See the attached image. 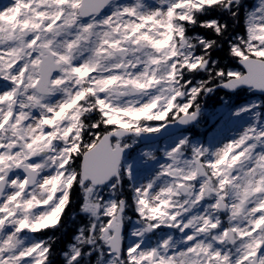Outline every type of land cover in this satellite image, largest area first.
I'll use <instances>...</instances> for the list:
<instances>
[{"label":"snow or ice","instance_id":"snow-or-ice-1","mask_svg":"<svg viewBox=\"0 0 264 264\" xmlns=\"http://www.w3.org/2000/svg\"><path fill=\"white\" fill-rule=\"evenodd\" d=\"M217 88L264 94V0H0V264H264V102L131 156Z\"/></svg>","mask_w":264,"mask_h":264},{"label":"rangeland","instance_id":"rangeland-1","mask_svg":"<svg viewBox=\"0 0 264 264\" xmlns=\"http://www.w3.org/2000/svg\"><path fill=\"white\" fill-rule=\"evenodd\" d=\"M240 93L241 95H238V97L235 96ZM238 98L240 100H238ZM254 101L264 102V96H255L251 91H242L236 94L222 95L218 101V105L208 108L202 107L200 121L195 128L197 132L208 131L209 134L207 133L205 138L199 137L190 140L192 136L186 132H183L182 134L177 135L165 142H161L155 146L140 147L138 143L131 153V156L136 157L137 164L140 169L138 181L146 180L149 175L158 171L159 164L166 162V158L163 155L164 151L170 150L180 139L187 137L190 140L191 144L205 146H208L209 141L213 140L217 142L214 146L219 147L221 143L235 138V136L240 134L244 130V128L251 124L253 121L250 114H244L237 117L234 115V113L241 107L251 104ZM262 111H264V109H262ZM237 127H239V131L236 132L235 129H237ZM231 132L233 136H231ZM223 138L225 139L223 140ZM217 139H221V141H218ZM141 150H154L155 153L158 152L160 155L157 156V161L150 162L145 166L140 164V160L142 159V157H140L139 153Z\"/></svg>","mask_w":264,"mask_h":264},{"label":"trees","instance_id":"trees-1","mask_svg":"<svg viewBox=\"0 0 264 264\" xmlns=\"http://www.w3.org/2000/svg\"><path fill=\"white\" fill-rule=\"evenodd\" d=\"M244 5H246L250 8L252 4L249 0H244ZM244 11H245V8H244V6H242L241 7V14L242 15L244 14ZM237 30H239V28ZM207 35L210 38H212L211 33H207ZM214 58L217 60H221V61H227L228 60L226 53L223 51H220V50H217V52L214 54ZM196 78L197 79L206 78V74L198 75ZM222 93L223 92H221V91H216L211 96H207V101H206L207 103L206 104H209L211 102H213L215 104L216 102H218V98L222 95ZM73 231H74V226L70 224L67 237L65 238V242H66V239H70L71 233Z\"/></svg>","mask_w":264,"mask_h":264},{"label":"water","instance_id":"water-1","mask_svg":"<svg viewBox=\"0 0 264 264\" xmlns=\"http://www.w3.org/2000/svg\"><path fill=\"white\" fill-rule=\"evenodd\" d=\"M221 89H222V88H221ZM244 89H246V88H244ZM223 90H225V91H227V92H230V91H228V90H226V89H223ZM237 90H239V89H237ZM237 90H236V91H237ZM234 92H235V91H234ZM255 93H256V94H260V93H257V92H255ZM261 95H262V94H261ZM187 125H188V124H179V125L174 126V127L170 128V129L165 128V129L163 130V133H162V134H159V135L148 134V135H146V136L142 139V141L145 142V143L155 142V141H157V140H159V139H161V138H165V137H167L168 135H170L171 133H173V132H175V131H177V130H180V129L186 127Z\"/></svg>","mask_w":264,"mask_h":264}]
</instances>
